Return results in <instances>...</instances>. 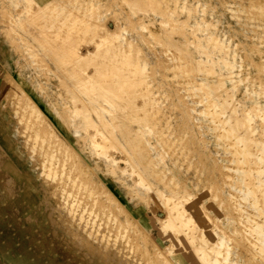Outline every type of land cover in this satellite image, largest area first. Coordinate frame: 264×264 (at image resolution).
<instances>
[{"label":"rangeland","instance_id":"374dc122","mask_svg":"<svg viewBox=\"0 0 264 264\" xmlns=\"http://www.w3.org/2000/svg\"><path fill=\"white\" fill-rule=\"evenodd\" d=\"M19 1L0 0L1 51L12 61L0 66V264H58L64 256L103 264L90 263V240L64 215L52 183L43 184L44 148L65 160L57 179L77 173L66 187L78 196L83 224L94 220L112 233L114 216L122 224L126 234L118 231L109 251L119 264H179L178 254L198 264L188 253L193 244L218 264H264V0ZM25 10L29 20L52 16L62 36L74 16L87 14L83 33L81 22L69 30L71 46L90 55L79 60L87 65L73 66L58 40L45 42L44 27ZM178 211L194 219L191 227L163 231L162 217ZM131 245L140 263L126 262Z\"/></svg>","mask_w":264,"mask_h":264},{"label":"bare ground","instance_id":"6f19581e","mask_svg":"<svg viewBox=\"0 0 264 264\" xmlns=\"http://www.w3.org/2000/svg\"><path fill=\"white\" fill-rule=\"evenodd\" d=\"M21 1V0H20ZM19 1V2H20ZM25 1V0H24ZM35 1V0H34ZM47 1V0H46ZM49 1H51V0H49ZM49 1H48V3H49ZM126 1V0H125ZM133 1V0H132ZM25 2H29V0L27 1H25ZM55 2V1H54ZM129 2H130V0H129ZM134 2H136L135 0H134ZM138 2V1H137ZM16 4H17V2H15ZM39 3V2H38ZM47 3V4H48ZM52 3V2H51ZM127 3H128V1H127ZM132 3V2H131ZM143 3V2H142ZM228 3V2H227ZM44 5V7H41L42 9L41 10H43L44 8L46 9V7L48 6V5ZM66 4V3H65ZM18 6H19V4H17ZM29 5V6H28ZM64 5V4H63ZM229 6V9H234L233 7H231L230 6V4H228ZM232 5V4H231ZM255 5H256V3H255ZM258 5V4H257ZM263 5V4H262ZM27 6L28 7H25V6H23V7H25V8H29L30 6V8H31V10H33V8H32V5H31V3L29 4H27ZM40 6V5H39ZM50 6L52 7V5L50 4ZM53 6H54V4H53ZM98 6V5H97ZM258 7H259V5H258ZM24 8V9H25ZM30 8H29V10H30ZM38 8V7H37ZM40 8V7H39ZM55 8V6L53 7V9ZM57 8H59V6L57 7ZM246 8V7H245ZM48 9V8H47ZM52 9V8H51ZM64 9V8H63ZM99 9V8H98ZM21 10H22V8H21ZM30 10V11H31ZM59 10V9H58ZM264 10V9H263ZM26 11V10H25ZM24 11V12H25ZM35 11V10H34ZM39 11V10H38ZM37 11V12H38ZM49 10H47V12H48ZM57 11V10H56ZM87 11V10H86ZM85 11V12H86ZM18 12H21V11H18ZM40 12V11H39ZM63 12H64V10H63ZM71 12H73V11H71ZM82 12H84V11H82ZM84 12V13H85ZM93 12V11H92ZM9 13V12H8ZM22 13V12H21ZM27 11L25 12V15H26V17L27 18H25V19H28V14L30 13V12H28L27 14ZM44 13H45V11H44ZM56 13L57 12H54V13H52L51 12V14L54 16V15H56ZM20 13H18V15H19ZM64 14V13H63ZM72 14H74V15H76L75 13H72ZM71 14V17L73 16ZM79 14V13H78ZM77 14V15H78ZM93 14V13H92ZM24 15V16H25ZM30 16H31V14H29ZM77 15L76 16H74L73 17V20H72V23L71 24H69V25H67L69 28H67V29H69L70 31H71V29L72 28H74V30L76 29V30H80V27L79 26H77V22H81V24L83 23V27H81L82 29H81V31H82V33L84 32V30H86V26H87V24H92V22H90L89 21V18L90 17H88V19L86 18V16L85 15H87V14H85V15H83V17L82 18H79V17H81V16H79V17H77ZM251 15V14H250ZM45 16H47V15H43V11H41L39 14H37V15H33V17L30 19L31 21H32V19H33V23L35 22V24H37V26H39V27H44V29L43 30H40V32L42 31V33H44V41L45 42H47V43H51V41H57L58 40V42H56V43H58L59 45H56L57 46V48H60L64 53H65V55H67L68 57H69V61H73L72 63H73V66H74V63L78 60V62H79V60H80V58L81 59H83V60H85L87 57H89V56H87V57H85L86 56V54L84 55V57H85V59H84V57L82 58V56H81V54H80V52H78V50L75 48V46H71V45H73L72 43H73V41H72V38L74 37V36H76V35H69L70 34V31L68 30V33L65 35V36H62V35H60L61 33H59V30L57 29V31H55L54 29H52L53 27L55 28V26L57 25H54V22H51L50 21V19L52 18V16H51V18L50 19H48V18H46ZM58 16V15H57ZM61 16H63V15H61ZM91 16V15H90ZM21 17V16H20ZM65 17H66V15H65ZM77 17V18H76ZM12 18V17H11ZM18 19V18H17ZM54 19H56V17L54 18ZM86 19L88 20V22L89 23H85V21H86ZM29 20V19H28ZM29 20V22H31ZM52 20V19H51ZM59 20V19H58ZM20 21V20H19ZM66 19L65 20H63V23L64 24H66ZM69 21L71 22V20H70V18H69ZM130 21V20H129ZM12 23V22H11ZM16 23V22H15ZM20 23V22H19ZM56 23V22H55ZM14 24V23H13ZM79 24V23H78ZM19 25V24H18ZM133 25V24H132ZM131 26V25H130ZM15 27H17V26H15ZM19 27V26H18ZM59 29H61V27H58ZM20 29V28H19ZM18 30V29H17ZM17 30H14L16 33L19 31H17ZM78 30V31H79ZM39 31V30H38ZM81 31H80V33H81ZM23 32H25V31H23ZM22 32V33H23ZM52 32V33H51ZM54 32V33H53ZM20 34H21V31L19 32ZM18 33V34H19ZM28 33V32H27ZM18 34H17V36H18ZM77 34V33H76ZM24 35V34H23ZM28 34H26V36H27ZM78 35H79V33H78ZM20 36V35H19ZM21 36H22V34H21ZM20 36V37H21ZM19 37V40L21 39ZM24 37H25V35H24ZM28 37V36H27ZM79 37V36H78ZM30 38V37H29ZM143 38V37H142ZM25 39H27L26 37H25ZM31 39V38H30ZM22 40H24V39H22ZM24 41H26V40H24ZM24 41L22 42V44L24 43ZM27 42H29V41H27ZM27 42H26V44H27ZM25 44V43H24ZM25 44V45H26ZM31 44V43H30ZM112 46H113V44H112ZM26 47V46H25ZM31 47H33V46H31ZM106 47V46H105ZM117 47V46H116ZM115 47V48H116ZM35 48V47H34ZM107 48V47H106ZM108 48H110L109 46H108ZM28 49H29V45H28ZM32 50H33V48H31ZM36 49V48H35ZM121 49V48H120ZM119 49V50H120ZM123 49V48H122ZM125 49V48H124ZM123 49V50H124ZM126 50V49H125ZM124 50V51H125ZM151 50V49H150ZM31 51V50H30ZM36 51V50H35ZM91 51V50H90ZM28 52V51H27ZM125 52H127V50L125 51ZM140 52V51H139ZM32 53V52H31ZM90 53V52H89ZM116 53V52H115ZM134 53V52H133ZM32 54H34V53H32ZM31 54V55H32ZM36 54V53H35ZM94 54H96L95 52H94ZM107 54V53H106ZM119 54V53H118ZM123 54V53H122ZM47 55V54H46ZM105 55V54H104ZM120 55V54H119ZM118 55V56H119ZM126 56H127V54H125ZM124 54H123V57L125 56ZM81 56V57H80ZM91 56H93V55H91ZM96 56V58L98 59V57H97V55H95ZM100 56V55H99ZM126 56H125V58H126ZM128 56H129V54H128ZM127 56V57H128ZM137 56V55H136ZM94 57V56H93ZM101 57V56H100ZM122 57V58H123ZM95 58V59H96ZM107 57H105L104 59H106ZM115 58V57H114ZM138 58H140V57H138ZM87 59H89V58H87ZM91 59V58H90ZM94 59V58H93ZM95 59H94V61H95ZM96 59V60H97ZM102 59H103V57H102ZM101 59V60H102ZM103 59V60H104ZM117 59V58H116ZM128 59V58H127ZM92 60V59H91ZM113 60V59H112ZM111 60V61H112ZM131 60V59H130ZM88 61V60H87ZM93 61V60H92ZM122 61H124V59H122ZM129 61V59L126 61V62H128ZM133 61H135V59L133 60ZM137 62H138V60H136ZM82 62V61H81ZM105 62H108V61H105ZM104 62V63H105ZM131 64H132V62L131 61H129ZM77 63V62H76ZM87 63H89V61L87 62ZM97 63H100L99 65H101V64H103V62L101 63V62H97ZM111 64H112V62H110ZM108 64V65H111V64ZM116 63V62H115ZM120 63H121V61H120ZM123 63H125V62H123ZM122 63V64H123ZM134 63V62H133ZM143 63V62H142ZM166 63V62H165ZM94 64V62L91 64V65H93ZM95 64H96V61H95ZM106 64V63H105ZM87 65V64H86ZM85 65V63H84V65H83V63H82V66L80 65V62H79V66H81V68L83 67V66H86ZM89 66H91L90 64H88ZM98 65V64H97ZM104 65V64H103ZM103 65H101V66H103ZM108 65H104V66H108ZM134 65V64H133ZM136 65V64H135ZM157 65H159V64H157ZM163 65V64H162ZM165 65V64H164ZM78 66V65H77ZM78 66V67H79ZM103 66V67H104ZM123 66H125V65H123ZM167 66V65H166ZM77 67V68H78ZM88 67V66H87ZM86 67V68H87ZM109 67V66H108ZM108 67H106V68H108ZM115 67V66H114ZM113 67V68H114ZM133 67V66H132ZM131 67V68H132ZM144 67H145V65H144ZM91 68H92V66H91ZM95 68H97L96 67V65H95ZM102 68V67H101ZM112 68V67H111ZM117 67H115L114 69H116ZM122 68V67H121ZM129 68H130V65H129ZM128 68V69H129ZM136 68V67H135ZM88 69V68H87ZM98 70H99V68H97ZM109 69V68H108ZM159 69H161V68H159ZM74 71H75V68L73 69ZM84 70V69H83ZM94 70V69H93ZM110 70L111 69H109V74L111 73V75H113V70H112V72H110ZM122 70V69H121ZM134 69L132 68V71H133ZM136 70V69H135ZM103 71H105V70H102V74H103ZM107 71V70H106ZM106 71H105V73H106ZM115 71V70H114ZM131 71V72H132ZM138 71V70H137ZM97 71H95V73H96ZM117 72H120V69H119V71H117ZM117 72H116V74H117ZM139 72V71H138ZM91 73V72H90ZM107 73H108V71H107ZM115 73V72H114ZM120 73H122V72H120ZM98 74H99V71H98ZM109 74H106V75H109ZM123 74H124V72H123ZM137 74V73H136ZM136 74H134V75H136ZM143 74H145V73H143ZM89 75H92V73L91 74H89ZM115 75V74H114ZM119 75H121V74H118V76ZM125 75H126V73H125ZM47 76V75H46ZM98 76V75H97ZM102 76H105V75H102ZM92 77V76H91ZM94 77H95V75H94ZM108 77V76H107ZM110 77V76H109ZM127 77V76H126ZM129 77V76H128ZM139 77V76H138ZM143 77V76H142ZM98 78V77H97ZM104 78V77H103ZM115 78V77H114ZM116 78H118V77H116ZM131 78V77H130ZM52 79V78H51ZM120 79H121V77H120ZM119 79V80H120ZM123 79H125V77H123ZM127 79V78H126ZM133 79V78H132ZM131 79V80H132ZM95 80V79H94ZM107 80V79H106ZM110 80V79H109ZM129 80V79H128ZM133 80H136V79H133ZM99 81V80H98ZM101 81V80H100ZM99 81V82H100ZM103 81V80H102ZM108 81V80H107ZM106 81V82H107ZM112 81V80H111ZM97 82V81H96ZM98 82V83H99ZM105 82V81H104ZM123 82V81H122ZM127 82H129V81H127ZM61 83V82H60ZM63 83V82H62ZM110 83V82H109ZM114 83V82H113ZM124 83V82H123ZM126 83V82H125ZM134 83V82H133ZM132 83V84H133ZM102 84V83H101ZM106 84V83H105ZM105 84H102V85H105ZM111 84H112V82H111ZM115 84V83H114ZM126 84H129V83H126ZM136 84H138V83H136ZM61 86V85H60ZM65 86V85H64ZM111 86H113V89H114V85H111ZM130 86H131V83H130ZM70 87V86H69ZM76 87V86H75ZM103 87V86H102ZM105 87V86H104ZM109 87H110V85H109ZM109 87H107L108 89H109ZM146 87V86H145ZM106 88V87H105ZM112 88V87H111ZM68 89V88H67ZM112 89V90H113ZM130 89H131V87H130ZM133 89H134V87H133ZM136 89V88H135ZM138 89V88H137ZM141 89V88H140ZM110 90V89H109ZM70 91H71V93L73 94V96L74 97H76L77 96V93H76V91L74 90V89H72L71 87H70ZM80 91V90H79ZM108 91V90H107ZM111 91V90H110ZM131 91V90H130ZM138 91V90H137ZM142 91V90H141ZM113 92V91H112ZM141 93V92H140ZM147 93V92H146ZM128 94V93H127ZM149 94V93H148ZM60 95V94H59ZM67 95V94H66ZM79 95V94H78ZM112 95H114L113 93H112ZM121 95V94H120ZM135 95V94H134ZM144 95H146V94H144ZM58 96V95H57ZM118 96V95H117ZM128 96V95H127ZM140 96V95H139ZM148 96V95H147ZM73 97V98H74ZM79 99H81L82 101L84 100V101H87L88 99L85 97H79V96H77ZM123 97H125V96H123ZM132 97V96H131ZM135 97H137V96H135ZM134 97V98H135ZM144 97H146V96H144ZM156 97V96H155ZM120 97L118 96V98L117 99H119ZM71 99H72V97H71ZM71 99H70V101H71ZM133 99V98H132ZM138 99V98H137ZM75 99H73V101H74ZM90 100V99H89ZM128 100V99H127ZM135 100V99H134ZM120 101V100H119ZM129 101V100H128ZM132 101V100H131ZM142 101H145V100H143L142 99ZM125 102V101H124ZM156 102V101H155ZM79 103V102H78ZM129 103V102H128ZM75 104V103H74ZM143 104H144V102H143ZM151 104H152V102H151ZM135 105V104H134ZM137 105V104H136ZM149 106V105H148ZM77 107V106H76ZM83 107V106H82ZM127 107H129V106H127ZM138 107H140V106H138ZM190 107V106H189ZM63 108V107H62ZM32 109V108H31ZM93 109H94V107H93ZM138 109V108H137ZM24 111V110H23ZM79 111V110H78ZM77 111V112H78ZM37 112V111H36ZM38 113V112H37ZM84 113H85V111H84ZM86 113H87V111H86ZM140 113V112H139ZM147 113V112H146ZM80 114V113H79ZM154 114H156V113H154ZM85 115V114H84ZM86 116V115H85ZM84 116V117H85ZM89 116V115H88ZM153 116H155V115H153ZM152 116V117H153ZM99 117V116H98ZM82 118H83V116H82ZM89 118V117H88ZM123 118V117H122ZM86 120V119H85ZM112 121V120H111ZM166 121V120H165ZM87 122V121H86ZM90 122H92V120L90 121ZM105 122V121H104ZM107 122V121H106ZM26 123V122H25ZM28 123V122H27ZM26 123V124H27ZM93 123V122H92ZM100 122H98V124H99ZM101 123H102V121H101ZM111 123V122H110ZM32 124V123H31ZM89 124V123H88ZM104 124V123H103ZM102 124V125H103ZM100 126H101V124H99ZM165 125V124H164ZM28 126V125H27ZM93 126H95V125H93ZM26 127V126H25ZM29 127V126H28ZM27 127V128H28ZM92 127V126H91ZM99 127V126H98ZM107 127V126H106ZM170 127V126H169ZM31 128V127H30ZM29 128V129H30ZM87 128V127H86ZM104 128V127H103ZM116 128V127H115ZM114 128V129H115ZM32 129H34V128H32ZM48 129V128H47ZM88 129V128H87ZM99 129V128H98ZM97 129V130H98ZM106 129V128H105ZM37 130H40L39 128L37 129ZM92 130V129H91ZM107 130V129H106ZM110 129H108V131H109ZM116 130V129H115ZM29 131V130H28ZM89 131V130H88ZM87 131V132H88ZM93 131V130H92ZM26 132V131H25ZM38 132V131H37ZM32 133V132H31ZM36 133V132H35ZM39 133V132H38ZM38 133H36V134H38ZM104 133H106V132H104ZM27 134H28V132H27ZM49 134H50V132H49ZM89 134V133H88ZM51 135V134H50ZM111 135V134H110ZM185 135V134H184ZM24 136L25 137H27L25 134H24ZM52 136H53V134H52ZM92 136V135H91ZM30 137V136H29ZM36 137H38V139H39V136L37 135V136H35L34 137V134H33V139L35 138L36 139ZM42 136H40V139H42L43 140V138L44 137H42ZM46 137V136H45ZM47 137H49V136H47ZM46 137V138H47ZM57 137V136H56ZM108 137V136H107ZM113 137V136H112ZM31 138V137H30ZM51 138H55V137H51ZM97 138V137H96ZM95 138V139H96ZM48 139V138H47ZM60 139V138H59ZM113 139V138H112ZM28 140V139H27ZM37 140V139H36ZM106 140V139H105ZM34 142H35V140H33ZM41 141V140H40ZM56 141V140H55ZM59 141V140H58ZM93 141V140H92ZM99 141V140H98ZM23 142V141H22ZM39 141H37V144H35V145H40L41 146V144H43L42 146H43V148H44V142L42 143L41 142V144L40 143H38ZM57 142V141H56ZM105 142V141H104ZM107 142H108V140H107ZM163 142V141H162ZM182 142V141H181ZM36 143V142H35ZM58 143V142H57ZM56 143V144H57ZM109 143V142H108ZM24 144V143H23ZM31 144V143H30ZM54 145V146H57V145ZM60 144V143H59ZM34 145V144H33ZM38 145V146H39ZM52 145V144H51ZM60 145H64V144H60ZM164 145V144H163ZM30 146V145H29ZM42 146H41V150H42ZM48 146V145H47ZM93 146V145H92ZM120 146V145H119ZM179 146V145H178ZM49 147V146H48ZM60 147V146H59ZM112 147V146H111ZM34 148V147H33ZM36 148V147H35ZM62 148V147H61ZM64 148V147H63ZM170 148V147H169ZM37 149V148H36ZM173 149V148H172ZM28 150V149H27ZM32 150V149H31ZM35 150V149H34ZM40 150V149H39ZM55 150V148L54 149H49V148H44L42 151H40V154H41V156H42V159H41V162H40V164H39V170H40V174L45 178L44 180V182H43V184L44 183H46V184H48V185H50L49 183H52V188H53V190H55V192H56V195H57V197H58V199L57 200H59V205H61L60 207L62 208V209H64V210H66V213H64V215H69V217L76 223V225H79L78 227H79V230L80 231H82L84 234H85V236H86V238L87 239H89L90 240V242H91V245H84L85 247H87L88 248V256H89V261H90V263H93V261L96 259V258H98V260L100 259V261H102L103 262V264H119L118 262H117V259L115 258V257H112V255L110 256V254H109V251L113 248L112 246L113 245H115V242L117 241V236L118 235H115L118 231H119V236H121V237H123V236H125V234H124V232H125V229H121L122 228V224L117 220V218H115V216H114V218H113V221H115L116 223H115V227H116V229L117 230H115V231H117V232H111V230H109V228L106 230V229H103V228H99L93 221L92 222H86L85 223V221H84V224L81 222V220H80V217L82 216V213H80V209H79V207H80V201H79V199H78V196H77V198H76V196H75V194L73 195L72 194V192H70V187H69V189H67V187H66V184L68 183V184H70V183H76V174L72 177V173L70 172V171H67L66 173H65V171H62L61 172V174H62V176H59V179H57L58 177L57 176H55L56 174H58V172H56V164L59 162V161H61V159L62 158H60V157H58V155L56 156V153L54 154V151ZM65 151L67 150L66 148L64 149ZM69 150V149H68ZM59 151V150H58ZM57 151V152H58ZM61 151V150H60ZM63 151V150H62ZM190 151V150H189ZM67 152V151H66ZM30 153V152H29ZM37 153V152H36ZM59 153V152H58ZM188 153V152H187ZM39 154V155H40ZM69 154H71V153H69ZM68 154V155H69ZM65 155V154H64ZM57 158H60V160H58V159H56V157ZM62 156V155H61ZM73 156V155H72ZM63 157V156H62ZM66 157V156H65ZM76 157V156H75ZM123 157V156H122ZM213 157V156H212ZM72 158V157H71ZM67 159H68V157H67ZM66 159V160H67ZM58 160V161H57ZM62 160H64V159H62ZM69 160V159H68ZM65 161V160H64ZM72 161V160H71ZM74 162V161H73ZM113 162V161H112ZM34 163V162H33ZM38 163V162H37ZM59 163H61V162H59ZM59 163H58V166L60 167V165H59ZM64 163H66V162H64ZM75 163V162H74ZM137 163V162H136ZM71 164V163H70ZM73 164V163H72ZM77 164V163H76ZM62 165V164H61ZM74 165V167H75V164H73ZM72 165V166H73ZM62 166H64V164L62 165ZM69 166V165H68ZM72 166L69 168L70 170H72L73 168H72ZM238 166V165H237ZM36 167V166H35ZM78 167H79V165H78ZM136 167V166H135ZM190 167V166H189ZM65 168V167H64ZM63 169V168H62ZM69 169H67V170H69ZM112 169V168H111ZM110 169V170H111ZM129 169V168H128ZM189 169V168H188ZM243 169V168H242ZM245 169V168H244ZM64 170V169H63ZM66 170V169H65ZM113 170V169H112ZM58 171H60V169L58 170ZM79 171V170H78ZM237 171H240L239 169L237 170ZM82 172V171H81ZM75 173V172H74ZM84 174V173H83ZM60 175V174H59ZM42 177V178H43ZM57 177V178H56ZM41 178V177H40ZM48 178H50V179H48ZM64 178V179H63ZM166 179H167V177H166ZM48 180V181H47ZM147 182V181H146ZM228 182V181H227ZM77 183H79V184H76V186L75 187H77L78 185H80V182H78L77 181ZM71 185V184H70ZM70 185H68V186H70ZM72 187H74L73 185H71ZM91 188H92V186H91ZM72 190V189H71ZM74 190V189H73ZM49 191V190H48ZM47 191V192H48ZM75 191V190H74ZM54 192V193H55ZM77 192V191H76ZM53 197V196H52ZM168 197V196H167ZM56 200V201H57ZM163 201V200H162ZM168 201V200H167ZM170 201V200H169ZM176 202V201H175ZM183 202V201H182ZM57 203V202H56ZM108 204V203H107ZM170 204V203H169ZM164 205V204H163ZM59 207V206H58ZM184 207V206H183ZM50 208V207H49ZM51 209V208H50ZM176 209V208H175ZM246 209V208H245ZM58 211V210H57ZM92 211V210H91ZM177 211V210H176ZM246 211H247V209H246ZM90 212V211H89ZM179 212V211H178ZM176 213V214H168L166 217L164 216V218L162 217V220H161V222L163 223H161V225L159 226L163 231H170V229H171V227H173V226H176V227H181L182 226V228H190L191 227V225H192V222H193V220L194 219H192L191 217H186V218H184V217H182V213H181V211L179 212V213ZM85 213V212H84ZM174 213V212H173ZM181 213V214H180ZM164 214H165V212H164ZM50 215V214H49ZM91 215V214H90ZM48 216V215H47ZM85 216V215H84ZM83 216V217H84ZM66 217V216H65ZM89 217V216H88ZM96 218V217H95ZM90 220H91V217H90ZM98 220V219H97ZM70 221V220H69ZM69 221H68V223H69ZM72 221V222H73ZM195 222V221H194ZM53 223V222H52ZM98 223V222H97ZM100 223V222H99ZM114 223V222H113ZM67 224V223H66ZM62 225V224H61ZM101 225V224H100ZM56 226H58V225H56ZM51 227V226H50ZM65 227V226H64ZM66 228V227H65ZM175 230V229H174ZM187 230V229H186ZM191 230V229H190ZM193 230V229H192ZM113 231V230H112ZM204 231V230H203ZM55 232V231H54ZM71 232V231H70ZM189 232V231H188ZM198 233V232H197ZM242 234V233H241ZM114 236V237H113ZM118 236V237H119ZM175 236V235H174ZM74 237V236H73ZM75 237H77V236H75ZM196 237V236H195ZM126 238H127V236L125 237V240H126ZM118 239H120V238H118ZM77 240H78V237H77ZM180 240H182V238H179V241ZM128 241V240H127ZM87 242V241H86ZM194 242H196V241H194ZM83 243V242H82ZM181 243V242H180ZM193 243V242H192ZM85 244V243H84ZM82 245V244H81ZM79 246V245H78ZM182 243H181V246H180V250H182ZM189 247V246H188ZM80 248V247H79ZM132 245H131V247L129 246L128 247V250H127V252L125 251V258H126V262L127 263H129L130 262V260H134V261H136V263H140L138 260H140V259H138L137 258V256L139 255H135V254H133V251H135V249L134 250H132ZM202 249H203V247L202 246H200V245H195V244H193L192 245V248L191 249H189L188 248V253H189V255L193 258V260L192 261H194L195 259H194V257L195 256H193L194 254H192L194 251L196 252V254L198 255V257L199 258H201L200 259V261H198L197 259V263L199 264V263H202V264H218V261L214 258V259H211L208 255L207 256H205L204 254H203V251H202ZM174 250V249H173ZM172 251V250H171ZM129 252H131L132 254L131 255H128V254H130ZM84 253V252H83ZM82 253V254H83ZM153 253V252H152ZM163 253V252H162ZM175 253V252H174ZM161 254V251L159 250V255ZM173 254V253H172ZM171 254V255H172ZM195 254V255H196ZM86 255V254H85ZM162 255V254H161ZM170 255V254H169ZM197 255H196V257H197ZM117 256H119V255H117ZM122 256V255H121ZM183 256V255H182ZM129 257H131L130 258V260L128 259ZM184 257H185V255H184ZM190 257V258H191ZM195 257V258H196ZM197 257V258H198ZM141 258V257H140ZM153 258V257H152ZM189 258V257H188ZM82 259V258H81ZM142 259V258H141ZM165 259H166V257H165ZM187 259V258H186ZM219 259V258H218ZM18 258H15L14 260H12L11 262H8V264H17V262H18ZM146 261V260H145ZM149 261V260H148ZM147 261V262H148ZM164 261V260H163ZM167 262H168V259L166 260ZM176 261H178V263L179 264H186L185 262H184V260L181 258V256L178 254V255H176ZM58 262V264H69V257H63V258H61L60 260H58L57 261ZM142 262V261H141ZM46 263L47 264H54L53 262H50L49 260H47L46 261ZM96 263V262H95ZM141 264V263H140ZM142 264H143V262H142ZM167 264V263H166Z\"/></svg>","mask_w":264,"mask_h":264},{"label":"crops","instance_id":"0c3cea01","mask_svg":"<svg viewBox=\"0 0 264 264\" xmlns=\"http://www.w3.org/2000/svg\"><path fill=\"white\" fill-rule=\"evenodd\" d=\"M36 1H38L39 3H44V0H36ZM3 46L4 45L0 41V66L4 70H6L12 65V61H11L10 57L8 56L7 52L4 53V52L1 51V48Z\"/></svg>","mask_w":264,"mask_h":264}]
</instances>
